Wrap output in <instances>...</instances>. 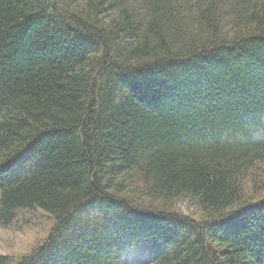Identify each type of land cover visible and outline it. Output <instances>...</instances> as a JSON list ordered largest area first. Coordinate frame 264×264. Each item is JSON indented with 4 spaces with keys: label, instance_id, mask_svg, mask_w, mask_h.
Wrapping results in <instances>:
<instances>
[{
    "label": "trees",
    "instance_id": "16d2710c",
    "mask_svg": "<svg viewBox=\"0 0 264 264\" xmlns=\"http://www.w3.org/2000/svg\"><path fill=\"white\" fill-rule=\"evenodd\" d=\"M263 188L264 0H0V264H264Z\"/></svg>",
    "mask_w": 264,
    "mask_h": 264
},
{
    "label": "rangeland",
    "instance_id": "374dc122",
    "mask_svg": "<svg viewBox=\"0 0 264 264\" xmlns=\"http://www.w3.org/2000/svg\"><path fill=\"white\" fill-rule=\"evenodd\" d=\"M261 196H264V188ZM180 209L191 213L188 205L180 204ZM51 218L42 210H22L16 220L7 227L0 226V253L18 258L28 253L34 245L43 239L51 227ZM149 253L138 246L127 253V264H146Z\"/></svg>",
    "mask_w": 264,
    "mask_h": 264
}]
</instances>
